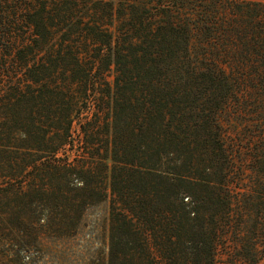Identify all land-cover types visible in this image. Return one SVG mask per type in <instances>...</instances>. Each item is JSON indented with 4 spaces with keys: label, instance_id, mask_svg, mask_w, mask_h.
Returning <instances> with one entry per match:
<instances>
[{
    "label": "trees",
    "instance_id": "1",
    "mask_svg": "<svg viewBox=\"0 0 264 264\" xmlns=\"http://www.w3.org/2000/svg\"><path fill=\"white\" fill-rule=\"evenodd\" d=\"M0 264H264V1L0 0Z\"/></svg>",
    "mask_w": 264,
    "mask_h": 264
},
{
    "label": "rangeland",
    "instance_id": "2",
    "mask_svg": "<svg viewBox=\"0 0 264 264\" xmlns=\"http://www.w3.org/2000/svg\"><path fill=\"white\" fill-rule=\"evenodd\" d=\"M106 216L104 205H99L89 211L86 218L88 225L84 229V235H81L79 239V243H92V246L99 251V256L106 253Z\"/></svg>",
    "mask_w": 264,
    "mask_h": 264
}]
</instances>
